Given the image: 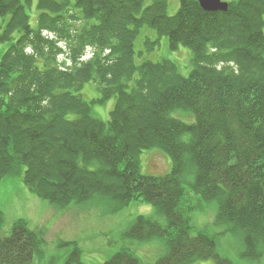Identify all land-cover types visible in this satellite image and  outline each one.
<instances>
[{
	"label": "trees",
	"instance_id": "16d2710c",
	"mask_svg": "<svg viewBox=\"0 0 264 264\" xmlns=\"http://www.w3.org/2000/svg\"><path fill=\"white\" fill-rule=\"evenodd\" d=\"M0 0V181L19 177L29 191L66 208L107 198L113 210L151 204L166 219L140 215L125 236L160 238L155 264H192L223 256L214 236L182 209L186 185L217 204L219 234L243 238L241 257L264 247V0H230L206 11L181 0ZM149 26L172 50H192L184 76L175 61L136 62L135 40ZM147 44H159V38ZM91 49V57L86 58ZM60 59V56H62ZM94 82L100 98L81 90ZM114 98L109 121L92 104ZM189 112L186 122L173 112ZM160 148L171 159L161 176L143 174L141 154ZM42 232L16 222L0 237V264H31ZM77 246V245H76ZM77 246L65 264H86ZM102 264H141L123 248Z\"/></svg>",
	"mask_w": 264,
	"mask_h": 264
},
{
	"label": "rangeland",
	"instance_id": "374dc122",
	"mask_svg": "<svg viewBox=\"0 0 264 264\" xmlns=\"http://www.w3.org/2000/svg\"><path fill=\"white\" fill-rule=\"evenodd\" d=\"M230 1V0H225ZM150 2L147 1L146 4ZM37 0L27 8L30 21L35 25ZM181 7V0H168V14H176ZM264 30V29H263ZM159 38V44H147L149 40ZM136 62L146 60L154 62L169 59L175 61L181 73L189 76L193 69V53L189 47L180 46L172 50L169 37L159 36L157 31L144 26L135 40ZM92 50L88 49L91 57ZM64 55L60 56L62 59ZM82 96L92 102L100 98V92L94 82H88L81 90ZM115 99L105 103H93V115L102 121H109ZM189 112H173L186 122L192 119ZM170 157L160 148L145 150L141 154V171L143 174L161 176L171 169ZM182 200L184 214L190 218L195 228L194 234L204 231L215 237L219 252L229 257L236 264H264V247L256 260L241 257L244 251L243 238L238 234H219L221 226L214 224L217 215V204L205 202L187 184ZM114 203L107 198L94 199L88 203H77L61 208L33 194L21 178L8 176L0 181V237L9 236L16 222L25 223L28 228L40 234L43 243L40 252H36L31 264H65L68 255L78 246L82 251V260L86 264H102L123 248L133 250L141 264H155L166 252L163 239L137 240L127 238L125 232L134 220L140 216H149L166 224V219L156 212L153 205L133 202L121 210H113ZM77 245V246H76ZM192 264H216L213 259L200 260Z\"/></svg>",
	"mask_w": 264,
	"mask_h": 264
},
{
	"label": "water",
	"instance_id": "95a60500",
	"mask_svg": "<svg viewBox=\"0 0 264 264\" xmlns=\"http://www.w3.org/2000/svg\"><path fill=\"white\" fill-rule=\"evenodd\" d=\"M201 7L206 11H222L226 12L229 8V3L224 0H198Z\"/></svg>",
	"mask_w": 264,
	"mask_h": 264
}]
</instances>
